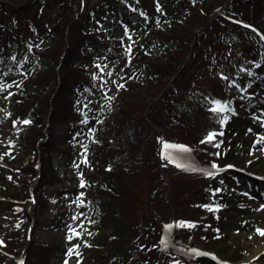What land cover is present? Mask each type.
<instances>
[{
    "label": "trees",
    "instance_id": "16d2710c",
    "mask_svg": "<svg viewBox=\"0 0 264 264\" xmlns=\"http://www.w3.org/2000/svg\"><path fill=\"white\" fill-rule=\"evenodd\" d=\"M52 1L58 2L61 11L58 23L41 29L31 18H23L19 25L14 11L41 10ZM74 1L0 0V51H10V66L29 58L32 64V72L11 102L12 114L31 113L32 118L30 124L20 126V142L27 156L24 171L27 180H37L31 211L18 216L23 240L26 242L28 222L33 219L36 223L49 208L43 186L63 180L52 162L57 148L51 136L53 125L89 114L101 120L102 128H95L97 137L90 140L93 179L86 197L104 228V238L85 264H156L158 257L148 260L151 251L160 252L161 238L148 231L156 225V217L150 216L154 224L142 221L141 206L144 184L161 170L167 172L162 186L171 187L168 200L163 195L161 199L169 210L164 230L175 219V243L212 248L223 234L217 229V225L223 226L217 205L234 171L217 172L211 163L236 159L240 154L238 149L228 148L235 118L209 109L214 107L211 102L225 103L229 98L242 107L244 102L253 103L251 96L264 91V44L254 30L240 23L264 31V0H229L217 11L213 9L226 0H103L88 12L72 6ZM130 30L140 41L127 62L128 70L121 75L119 69L102 71L96 64L98 58L122 57L121 42ZM38 39L41 51L32 46ZM201 64L204 70L199 78ZM116 75L117 84L112 80ZM195 75L196 81H191ZM241 90L252 94L242 100L238 96ZM105 93L111 99L104 98ZM225 116L227 121L221 125ZM175 122L186 128L177 129L180 133L172 139L168 131ZM209 132L223 135L201 143ZM181 133H188L189 139L181 138ZM45 136L48 138L43 139ZM217 143L219 147H214ZM165 144L191 151L184 154L187 159L176 155L172 163L169 153L173 155V150ZM37 162L39 171L34 167ZM204 169L213 175H206ZM24 191L27 193L26 187ZM6 232L16 235L17 227ZM143 233L149 238L144 240ZM56 248L31 236L24 264H53ZM168 256L174 257L175 264H214L208 257L183 254L173 246L163 258ZM0 264L16 261L12 255L0 253Z\"/></svg>",
    "mask_w": 264,
    "mask_h": 264
},
{
    "label": "rangeland",
    "instance_id": "374dc122",
    "mask_svg": "<svg viewBox=\"0 0 264 264\" xmlns=\"http://www.w3.org/2000/svg\"><path fill=\"white\" fill-rule=\"evenodd\" d=\"M102 1L75 0L72 5L78 7L80 11L88 12ZM148 1L150 2V0ZM13 13L17 18L16 20H19V25L22 24L23 18H31L33 23L41 29L58 23L61 18L58 2L54 1L41 10L26 8ZM227 27H230V25ZM139 39L140 36L137 34L136 37L132 36L123 42L124 48H122L125 52L122 57L120 55L121 58L99 59V67L102 71L119 69L121 75L123 71L128 70L127 62L132 59L135 50L139 48ZM38 43V40H35L33 46L36 47L37 51H41L42 49H40ZM152 51H155V49ZM9 55L10 51L7 49L0 51V60H2L0 84L12 85L10 88L5 87L3 91H0V233L4 227L14 224L16 216L20 214V211L22 212L21 207L13 206L10 199L8 201L4 198L10 197L11 199L18 198L22 200L26 194L25 187L27 189L32 188L36 184V181L30 184L25 183L26 178L22 175L23 172L26 174L24 170H27L25 148L23 144L22 148L18 146V131L13 118L8 115L7 103L9 98L7 100L3 98L7 92L12 91L14 86L22 81L24 75L32 72V64L29 58L19 65L14 64L10 67L11 70H7L6 62ZM202 68L203 65L201 64L198 71L199 78L202 70H204ZM100 74L97 73V76ZM117 78H119L118 75L112 76L115 84H117L115 81ZM196 79L197 75L193 76L191 81H196ZM108 89H111V86ZM228 91H231V87ZM260 96L262 98L261 103L236 109L243 122L241 119H235L237 127L233 130L232 137L236 142L235 144L231 142L230 146H238L241 155L236 160L232 159L229 163L241 166L251 173L264 177V140H261V137H264V92ZM108 97L110 96L105 93L104 98L108 99ZM241 97L244 99L247 95L242 93L240 94ZM226 104L229 110L223 113H229L232 110L231 100L227 101ZM30 115L27 114V116ZM239 121L241 122L239 123ZM94 122L98 124V120ZM92 125L87 117L81 122L56 124L53 128V137L56 139L59 149H71L72 152L70 155L61 152L59 149L52 152V162L63 180L56 184L44 186V195L49 201V208L40 215L38 223L33 224L31 233L39 241L58 244V252L51 258L57 264H65V262L67 264H85L90 262L95 251L92 245L94 246L103 237L104 232L101 234L102 229L96 230V224L93 221L94 214L90 204L87 203L88 198L86 197L88 184L93 177L91 163L87 160L93 148L90 142V137H94ZM172 126L168 131L172 139H175V133H180L176 131L177 129L183 130L186 128L180 122H175ZM180 135L183 139H189L188 133H181ZM83 166L86 167V170H83ZM166 174L165 170L159 171V174H153L142 189L141 220L150 222L151 215L154 218L156 217V225H151V229H148L150 235L152 237L156 236V238L162 237L160 234L164 230L163 223L169 219V210L161 200L167 188L165 185L162 186ZM239 177H235L236 179L234 178L229 184V186L237 184L236 187L238 188L232 192L231 214L227 217L228 223H233L235 229L233 231L229 230L228 224L224 237L212 248L214 252L225 259L232 261L247 259L252 264H264V235L260 234L264 231V184L257 182L258 180H249L252 175L242 174ZM81 182H83L84 187H81ZM257 191H259V194H256ZM29 206V201L25 200L23 209ZM151 222L155 223L154 220ZM142 236L144 240L149 238L144 233ZM24 242L22 236H19L18 233L10 236L5 235L2 238L0 236V245L9 251L14 252L22 248ZM258 248L260 250L255 253ZM70 249L73 250L71 255H69ZM158 255L157 252L151 251L148 260L151 261L155 259L154 257L157 258ZM162 263L175 264L174 257L168 256Z\"/></svg>",
    "mask_w": 264,
    "mask_h": 264
},
{
    "label": "snow or ice",
    "instance_id": "6c2138e0",
    "mask_svg": "<svg viewBox=\"0 0 264 264\" xmlns=\"http://www.w3.org/2000/svg\"><path fill=\"white\" fill-rule=\"evenodd\" d=\"M245 27H250V26L245 25ZM262 39H264V37H262ZM13 59H15V57H13ZM97 67H99V66H97ZM257 67H259V65H257ZM224 79H228V78L227 77H224ZM11 86L12 85H10V84L7 85V86H5L4 84H0V91H3L5 89V87H9L10 88ZM108 99H111V97H108ZM211 103L214 104V107H211L209 110L211 112H213V113H223V112L229 110L228 105L226 103H221L220 101H213ZM226 121H227V117L225 116L222 119H220L219 123L221 125H223L224 123H226ZM23 123L27 124V123H29V121L25 120V121H23ZM217 135H223V132H220V133L209 132L207 134L205 140H202L201 143H211ZM261 140H264V137H261ZM164 147L166 149H172L180 157V159H187V157L184 154L189 153L191 151V149H189L186 146H182V145L176 146V145H167V144H165ZM214 147H219V144L218 143L217 144H214ZM216 155H219V153H217ZM173 158L174 157H173L172 153H169V160H170V162L172 161ZM177 166L178 167H187V168H190L191 167L190 165H182V164H177ZM211 167L212 168H217L218 166L213 163ZM193 170H195V169H193ZM202 171H204L205 174L208 175V176H212L213 175V173L210 170L204 169ZM81 187H84L83 182H81ZM214 210L215 209L209 208V211H214ZM180 226L181 227H184L185 226V223L184 222H181V225ZM186 226H188V227H194V225H192V224H187ZM168 227L170 228L171 226H168ZM260 234L261 235H264V231H262ZM69 239H71V237H69ZM72 251H73L72 249L69 250V255L72 254ZM191 251L194 254H197V255H208L207 253H199L195 249H193ZM65 264H67V262H65Z\"/></svg>",
    "mask_w": 264,
    "mask_h": 264
},
{
    "label": "bare ground",
    "instance_id": "6f19581e",
    "mask_svg": "<svg viewBox=\"0 0 264 264\" xmlns=\"http://www.w3.org/2000/svg\"><path fill=\"white\" fill-rule=\"evenodd\" d=\"M259 250H260V248H258V249L256 250V252H255V253H257ZM255 253H254V254H255ZM252 255H253V254H252ZM252 255H251V256H252Z\"/></svg>",
    "mask_w": 264,
    "mask_h": 264
}]
</instances>
